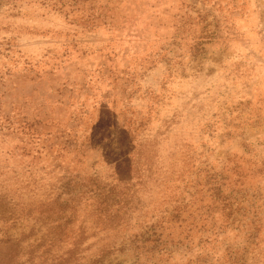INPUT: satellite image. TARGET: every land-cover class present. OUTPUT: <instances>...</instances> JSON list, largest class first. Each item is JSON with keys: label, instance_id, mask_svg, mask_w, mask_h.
<instances>
[{"label": "rangeland", "instance_id": "obj_1", "mask_svg": "<svg viewBox=\"0 0 264 264\" xmlns=\"http://www.w3.org/2000/svg\"><path fill=\"white\" fill-rule=\"evenodd\" d=\"M0 264H264V0H0Z\"/></svg>", "mask_w": 264, "mask_h": 264}]
</instances>
